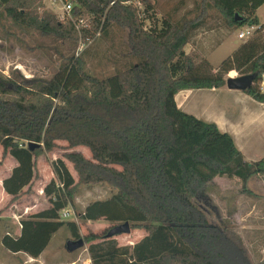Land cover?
Returning <instances> with one entry per match:
<instances>
[{
	"label": "trees",
	"instance_id": "16d2710c",
	"mask_svg": "<svg viewBox=\"0 0 264 264\" xmlns=\"http://www.w3.org/2000/svg\"><path fill=\"white\" fill-rule=\"evenodd\" d=\"M125 1L70 0L74 18L89 17L84 36L106 35L113 26L127 30L128 53L135 63L102 79L88 74L82 59L73 56L45 82L0 72V147L16 163L2 181L6 195L18 198L33 183L42 147L50 151L63 141L69 149L88 148L92 156H66L78 181L63 160H55L54 179L42 190L48 207L20 221L18 236L4 235L1 245L13 255L37 259L63 227L79 240L75 223L60 221L59 213L75 186L104 181L116 193L89 203L79 219L129 223L147 235L130 248L113 238L87 239L91 264H244L241 252L207 223L195 197L235 162L250 171L246 180L264 178V157L245 163L230 135L181 111L175 97L184 90L219 89L234 71L239 77L254 76L244 93L264 104L258 87L264 75V24L256 16L264 0H202L229 31L256 27L216 70L185 52L202 18L179 23L165 18L158 28L155 22L146 29L150 5L140 0V12ZM3 15L19 28L78 39L72 23H60L43 0H0ZM236 15L242 20L236 21ZM97 148L114 160L103 159Z\"/></svg>",
	"mask_w": 264,
	"mask_h": 264
},
{
	"label": "rangeland",
	"instance_id": "374dc122",
	"mask_svg": "<svg viewBox=\"0 0 264 264\" xmlns=\"http://www.w3.org/2000/svg\"><path fill=\"white\" fill-rule=\"evenodd\" d=\"M146 1L151 7L149 10L151 19L144 22L146 29L153 27L155 22V27L158 28L161 20L165 18L171 19L174 23L202 18V26L194 32L189 45L185 47V52L194 53L205 59L214 70L244 42L237 37L239 30L231 32L226 29L220 15L211 9V6H205L206 2L202 4V0ZM43 3L45 10L55 15L60 23H68L69 17L75 19L72 10L69 14L64 11L65 3L59 0H43ZM127 3L140 12L144 8L140 0H127ZM257 16L264 21V5ZM81 19L86 23L85 29H88L89 17L83 16ZM127 38V30L113 26L106 35L96 34L90 37L82 33L81 37L78 35L77 41L61 40L55 36L19 28L3 15L0 17V72L5 76L14 74L15 77H22L27 81L45 82L55 74L60 65L73 56L82 59L88 74L102 79L114 74L115 70L121 69L125 64L136 62L129 57ZM229 77L239 76L236 72H229L224 79ZM223 99V94H211V90H193L184 100L182 111L199 120L212 123V118L224 116ZM216 101L220 103L219 107L215 105ZM55 145L50 151H45L42 147L35 160L36 178L18 198L6 197L0 184V264H32L26 256H16L5 250L1 245V238L6 234L13 237L18 235L17 219L21 217L17 216L22 215L26 205L36 206L33 212L48 207V201L40 192L49 182L51 173L53 174L51 164L57 159L63 160L74 180L78 181V175L66 156L76 152L81 153L87 160H92L91 153L86 147L69 149L67 143L63 141H57ZM97 149L103 159L114 160L100 148ZM13 162L14 160L0 147V180H3L6 177L4 173L14 166ZM238 163L232 164L225 175L215 178L205 186L195 197V204L206 215L207 223L216 227L241 252L244 264H257L264 260V178L255 175L246 180L250 171L241 168ZM40 182L46 184L42 186ZM114 193L116 190L112 185L104 181L75 186L66 207L73 212V216L64 222L75 223L78 235L84 241V247L69 252L66 244L75 239L70 230L63 227L49 242L44 261L56 264H91L87 253V239H97L96 241L100 238L109 239L108 233L123 223H110L104 220L84 222L79 219V215L89 203L106 200ZM129 228L128 234L112 237L118 246L130 248L147 235L145 230L139 227L129 224ZM95 236L97 238H94Z\"/></svg>",
	"mask_w": 264,
	"mask_h": 264
},
{
	"label": "crops",
	"instance_id": "0c3cea01",
	"mask_svg": "<svg viewBox=\"0 0 264 264\" xmlns=\"http://www.w3.org/2000/svg\"><path fill=\"white\" fill-rule=\"evenodd\" d=\"M260 8H258V10L256 11V16ZM257 18L260 24H264V21H261L258 16ZM263 79H264V75L262 76V81H264ZM191 91L193 90H184L176 95L175 102L177 107L181 111L184 106L183 102L190 95ZM216 93L224 95L222 107L223 109H225V112L223 118H217V119L212 118L211 122L214 123L221 132L227 133L228 135L231 136L236 148L241 153V157L245 163L253 164L259 161L261 158L264 157V104L256 102L246 93L240 91L228 90L226 86H223L219 89L211 90V94H216ZM214 103L217 107H219L220 105L219 102L216 101ZM13 163L14 166L11 169H8L4 173L6 176V177L4 176L5 178H7L10 175L12 169L16 166V163L15 162ZM51 179H54V175L52 173L49 176V181ZM3 180H0L1 186ZM41 184L42 186H44L46 183L43 184V182H40V185ZM3 194L6 197L10 198L8 195L4 193V191ZM35 208L36 206H33V204L26 205L24 207L22 215L17 216L19 218L21 217V219H17V225L19 230H20V225H19L20 221L24 220L26 217L30 215L39 212V211L33 212ZM46 249L37 259H31L27 256L26 258L28 259L29 262H32V264H56L55 262L47 263L46 261H44V256L47 252ZM19 255L22 254H16V256Z\"/></svg>",
	"mask_w": 264,
	"mask_h": 264
},
{
	"label": "water",
	"instance_id": "95a60500",
	"mask_svg": "<svg viewBox=\"0 0 264 264\" xmlns=\"http://www.w3.org/2000/svg\"><path fill=\"white\" fill-rule=\"evenodd\" d=\"M236 21H241L242 19L235 16ZM254 83V76L253 75H247V76H241L237 78H228L225 80V86L228 90L231 91H240V92H246L249 90ZM130 231L129 223H123L120 226H117L113 228L108 233V238H112L119 234H128ZM84 247V241L82 239L76 240V241H69L66 244V248L69 252H74L80 248Z\"/></svg>",
	"mask_w": 264,
	"mask_h": 264
},
{
	"label": "built area",
	"instance_id": "2783aa9c",
	"mask_svg": "<svg viewBox=\"0 0 264 264\" xmlns=\"http://www.w3.org/2000/svg\"><path fill=\"white\" fill-rule=\"evenodd\" d=\"M62 3H65L64 5V11L67 12L68 14L71 12L72 7H71V3L70 0H59ZM125 5H128L127 0L124 3ZM69 22L72 23L74 29L76 30L77 34L79 35V37H81L82 34V30L85 29V22L83 21V19H72V17H69ZM88 29H90V25L88 27ZM256 29V27H243L241 29H239L237 37L239 40L242 41H247L253 34L254 30ZM234 72V71H232ZM230 72V73H232ZM229 78H233V77H229ZM261 84V85H260ZM259 87V92L264 94V81H261L258 85ZM56 188L63 191V185L61 184H57ZM42 194V191H41ZM73 216V212L69 209H63L62 211H60L59 213V220L60 221H65L66 219H68L69 217Z\"/></svg>",
	"mask_w": 264,
	"mask_h": 264
}]
</instances>
